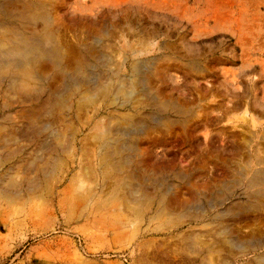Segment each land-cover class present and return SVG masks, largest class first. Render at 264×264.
<instances>
[{
  "label": "rangeland",
  "instance_id": "rangeland-1",
  "mask_svg": "<svg viewBox=\"0 0 264 264\" xmlns=\"http://www.w3.org/2000/svg\"><path fill=\"white\" fill-rule=\"evenodd\" d=\"M57 10L73 55L67 71L86 64L74 45L101 37L90 50L93 62L106 59L97 73L111 79V92L135 86L136 97L110 105L109 93L91 118L79 101L90 88H65L60 72L42 66L49 76L43 101H62L51 131L66 136L35 132L32 147L22 144L32 163L17 153L16 132L0 129V157L12 156L0 158L1 188L15 191L21 178L40 186L24 199L0 194V264H263L264 0H67ZM106 125L118 146L133 138L134 150L115 145L96 157L95 136ZM134 127L131 138L118 132ZM63 137L77 155L53 154L65 162L56 160L64 173L52 174L56 162L33 160V151L48 139L57 150Z\"/></svg>",
  "mask_w": 264,
  "mask_h": 264
},
{
  "label": "bare ground",
  "instance_id": "bare-ground-1",
  "mask_svg": "<svg viewBox=\"0 0 264 264\" xmlns=\"http://www.w3.org/2000/svg\"><path fill=\"white\" fill-rule=\"evenodd\" d=\"M66 4H67V0H0V14L3 15L0 17V129L9 128L10 130L16 132V134L18 135L17 136L18 137L17 142L19 144L18 145L16 143L18 145V148H17L18 152L17 153L19 155H21L22 157H24L22 160L24 162L27 159V157H29V155H31L30 152H31V147L34 144L33 138H34L35 132H37L39 130L40 131H50L49 133L52 137V140L54 139L53 137H57L59 134L61 135L60 138H62V135L66 136L65 135L66 133L61 134V133H59V131L57 134L56 133L57 130L54 127H53V129H55L56 132L51 131V125H52L51 120H52V117H54L53 112L55 111L54 107L59 103V101L61 103H62V101L60 100L61 95H54V97H50V95H49L48 99L43 101V98L47 94V89H48L45 85V82L49 78L48 73L46 74V77H44L45 75H43L45 73H43L42 66L44 67L45 64H48V66L51 65L52 69L54 68V70L57 71L56 74H58V72H60V74L62 75L64 82H65V88L73 87V89H74V87H78V89H79V87H81L82 85H85L88 88H90L89 89L90 91L87 90L88 93H86L85 95L84 94L82 95V92H80L82 96L81 95L79 96V97H81V98H79L80 99L79 101L81 103L82 102L86 103V106H87L86 109L88 108V110L92 111L93 115L91 116V118L97 117L98 115L101 114V112L104 108L103 105L106 102H108V100H109L107 98L108 100L106 101V97L109 95V93L113 94V97H114L113 100H111L110 105H114L115 103L120 102L119 101L120 96H123L124 99L126 98V100H124L122 97V99L124 100V101H122V106H124V104H127L128 100H131V97H134L135 93H136V91L134 89L135 86H133V85L130 86V84H129L130 88L133 86L130 92H128L129 90L127 91L128 88L126 87L127 89L125 91H127V92L125 93V91L123 89L124 88L123 84H119V86L116 89H114L113 92H111V90H109V86H110L109 83L112 82V81H110L111 79L106 78V80L104 82V78L102 76L100 77L99 73H97L96 70L98 68V64L100 62L102 64L104 62H106L105 57H104V59L101 58L100 62H99V59H96L97 62L96 61L93 62L92 57L90 55V50L92 49V47L97 46L102 42L101 37H98V36L91 38V40H92L91 44L92 45L81 44V43H83V41H81V42L79 41V43H76L74 45V48H76V50H78V52L80 53L79 56L84 57L86 64L84 66H81V67H79L80 65H78V69L75 73L71 74L67 71L68 68H66V67L68 65V62L71 61V56H73V55H72V52L69 48L70 45L68 43H66L67 40L65 39L66 40L65 41L63 38L66 36H62V34H60V32H61L60 29H61V27H63V25L59 26L58 20H55V18H54V15L58 11L57 8L64 7ZM64 29H65V27H64ZM106 33H107V31H106ZM74 61H75V59H74ZM128 61H129V58L127 56H125L122 59L120 66L122 68L126 67V64L128 63ZM76 62H77V60H76ZM47 69H49V68H47ZM50 69H51V67H50ZM50 69H49V71L52 72ZM44 70H45V68H44ZM116 70H117V68H116ZM73 71H75V70H73ZM54 74H55V72H54ZM104 75H106V74L104 73ZM101 78L103 79L104 83H101V80H102ZM51 79H53V78H51ZM98 81H100V82H98ZM18 82H20V84L22 82L21 88L17 87L16 83H18ZM135 82L136 81H134V83ZM131 84H132V82H131ZM3 85L6 86V88L4 87L5 88L4 91L6 90L4 93L1 90ZM58 87L60 88V86H58ZM140 87L143 89L144 92L147 93V89L144 86L141 85ZM66 90H65V92H66ZM63 91L64 90H62V92ZM74 92H76V91H74ZM151 93L152 92H150V94ZM72 95L73 94H71V96ZM137 98H138V96H137ZM154 99H156V98L153 97L152 100H154ZM64 100H65V98H64ZM70 101H71V99H70ZM65 103H63V105H62V107H63L62 111L66 110L69 112V110L72 108L73 102L71 101V104H68L67 107H65L66 106V105H64ZM77 107L80 108L81 106L78 105ZM160 108L162 109L163 106L162 107L160 106ZM17 109H19V110L16 111ZM165 109L167 110V108H165ZM66 111H64L63 114L60 112L61 113V117H60L61 122H65ZM16 112L18 113V115L16 117H14ZM57 113L59 114V112H57ZM85 114H87V113H85ZM148 116H150V115H148ZM151 116H154V115H151ZM111 119L112 118H109V121H111ZM79 121H80V119H79ZM67 123L68 122H66L65 124H67ZM40 124H41V126H40ZM143 125H144V123L139 121L136 126L141 127ZM135 127L131 131L122 130L120 128L121 130H119L118 132H121L123 137L131 138L133 136L132 133L137 132L139 130V128L135 129ZM112 130H113L112 126L106 125L105 129L103 130L104 132H100L98 135L95 136L96 137L95 139L96 140L98 139V141H100L99 149L96 150V157L100 156V159H102L101 156L103 157L104 149H107V148H108V150L110 148L113 149V153L116 152L115 145H117V148L119 150H124V151H133L134 150V143H133L134 139L133 138H131L130 140L125 139L123 142L121 141V144L119 146H118V144H115V141H118L120 139H118V135H117L116 137L118 140H115L116 137L114 138L115 134H113L114 131H112ZM117 130H118V128H117ZM47 136H48V133H47ZM4 137H6V139H1V140L2 141L5 140L6 143H9L8 140H11V139L8 136H4ZM36 137H38V135ZM15 138H16V135H15ZM67 138H71V137L68 136ZM43 139H45V138L43 137ZM64 139H65V137H63V140L61 139L62 140L61 146L59 145L60 148L56 147L57 150L53 149V144H51V142H50L52 140L48 139L49 141L46 140L45 143H43V144L41 143L42 145L40 144L39 148L37 150L34 149V151H33L34 155H35V156H33V160H40V159L45 158V156H50L51 158L50 159L48 158V159L52 162H56V164H53L54 167L52 170V174H53V171H54V173L55 172H58V173L63 172L64 173V171L61 169L62 168L61 166H62V163L65 162V159L59 158L60 156L57 158L53 154L62 152L64 154L66 153L68 157L70 156L72 158L75 155H77V151L72 147V144L65 142L66 140L64 141ZM13 140H15V139H13ZM59 140L60 139L58 136L57 141H59ZM63 141H64V143H63ZM68 141H70V140H68ZM24 142L27 143V145L30 143L29 146L31 145V147L28 148V147H26L27 145L26 146L22 145V144H24ZM134 142H135V140H134ZM96 146H97V144H96ZM109 152H111V151H109ZM14 153H13V155H14ZM105 156L106 155H104V157ZM131 157H132L131 155H130V157H127V158H129V160L126 158L128 160V162L130 161ZM0 158H4L6 161H10L12 156L6 155V156H2ZM107 159H103L102 161L100 160V162L105 163V160H107ZM126 159L124 158L123 162H127V161H125ZM30 160L27 159L26 162H29ZM56 160H60L62 162L61 166L57 164ZM113 161H115V160H113ZM119 161H120V159H119ZM30 162L33 163L32 160ZM32 163H29V165H31ZM1 164L5 165L4 163H1ZM108 164H109V161H108ZM113 164H115V163H112V165ZM123 164L125 165V163H123ZM29 165H28V170H30V168L33 170L34 168L30 167ZM100 165H101V163H100ZM106 165L107 164H105V166ZM47 166H49V165H47ZM109 166L107 165V168ZM118 166H120V165L118 164ZM0 167H2V165H0ZM13 168L14 167H11L9 169L12 170ZM45 169L47 170L46 172H48V170H50V169H47V167ZM10 170H9V172H10ZM38 170H39V168H38ZM109 170H110V167H109ZM112 171L110 173H112ZM42 172H44V169ZM46 172H44L43 175H45ZM106 172H109V171L107 170ZM262 173L264 175L263 171H262ZM258 175H259V173H258ZM106 176H109V175L106 174ZM23 179L21 178L22 181H23ZM27 180L28 179L26 178L23 181V183L21 181V183H20L21 185L19 184L20 187L18 185V189L15 191L5 190V189L1 188V186L3 185V183L1 182L2 185H0V194H3L2 196H7L5 198L10 200L11 198L9 199V197L11 195H9V194L14 195L15 197H19L24 191L31 193L34 190H38L36 188H38L40 186L37 185V183L35 181H34L35 183L32 181L34 184L31 185L29 183V181H27ZM261 180H259L257 183H259ZM28 184H30V185H28ZM262 184H263V181H262ZM13 186H15V185L13 184ZM130 188H132V185ZM40 190H41V188H39V191ZM26 192H24V193H26ZM41 192H42V190H41ZM136 192H135V194H136ZM135 194H133V195L135 196ZM41 195H42V193H41ZM41 195H39L37 197L40 198ZM21 196H23V195H21ZM31 196H33V195L31 194ZM31 196H30V199H32ZM139 198H141V196ZM22 199H24V198H22ZM69 200H71V199H69ZM163 208H164V206H163ZM259 259L264 264V256H262Z\"/></svg>",
  "mask_w": 264,
  "mask_h": 264
}]
</instances>
